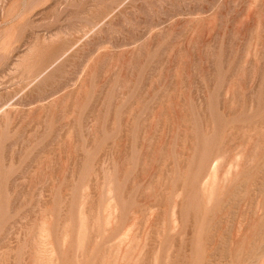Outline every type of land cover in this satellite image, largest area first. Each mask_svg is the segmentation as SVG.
<instances>
[{
	"label": "rangeland",
	"instance_id": "1",
	"mask_svg": "<svg viewBox=\"0 0 264 264\" xmlns=\"http://www.w3.org/2000/svg\"><path fill=\"white\" fill-rule=\"evenodd\" d=\"M0 264H264V0H0Z\"/></svg>",
	"mask_w": 264,
	"mask_h": 264
}]
</instances>
